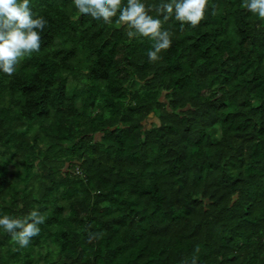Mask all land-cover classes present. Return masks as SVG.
<instances>
[{"label": "trees", "instance_id": "trees-1", "mask_svg": "<svg viewBox=\"0 0 264 264\" xmlns=\"http://www.w3.org/2000/svg\"><path fill=\"white\" fill-rule=\"evenodd\" d=\"M245 3L164 22L151 63L116 18L30 0L47 23L0 72V218L45 221L25 248L0 227V264H264V20Z\"/></svg>", "mask_w": 264, "mask_h": 264}, {"label": "clouds", "instance_id": "clouds-1", "mask_svg": "<svg viewBox=\"0 0 264 264\" xmlns=\"http://www.w3.org/2000/svg\"><path fill=\"white\" fill-rule=\"evenodd\" d=\"M208 2L166 0L146 5L142 0H127L126 5H123L122 0H73L79 14L90 15L104 24H111L113 18H116L115 23L125 29L129 39L146 38L153 41L152 49L147 53L151 63L162 59L161 53L169 49L172 43L171 33L163 29V23L174 18L180 22L181 31L185 25L195 28L205 18ZM243 7L264 20V0H246ZM152 12L156 13V17L150 14ZM46 23L43 17H33L30 0H0V72L11 76L23 58L40 51L39 33ZM44 221V215L38 210H32L23 218L4 215L0 218V227L20 248H25L33 237L39 235V225ZM99 235L89 233V242Z\"/></svg>", "mask_w": 264, "mask_h": 264}]
</instances>
